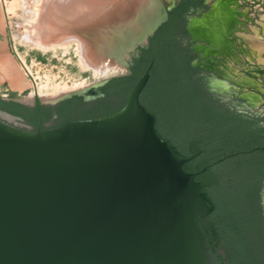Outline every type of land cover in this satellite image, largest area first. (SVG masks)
<instances>
[{
    "label": "water",
    "instance_id": "1",
    "mask_svg": "<svg viewBox=\"0 0 264 264\" xmlns=\"http://www.w3.org/2000/svg\"><path fill=\"white\" fill-rule=\"evenodd\" d=\"M167 1L164 9L151 0L144 39L128 52L146 46L167 21L175 8ZM153 65L113 117L31 133L0 110V264H221L201 227L210 206L196 178L207 169L184 171L201 153L175 155L140 102ZM107 82L48 105L97 99Z\"/></svg>",
    "mask_w": 264,
    "mask_h": 264
},
{
    "label": "trees",
    "instance_id": "2",
    "mask_svg": "<svg viewBox=\"0 0 264 264\" xmlns=\"http://www.w3.org/2000/svg\"><path fill=\"white\" fill-rule=\"evenodd\" d=\"M201 5L197 0H181L168 11L167 21L133 54L130 74L98 88L97 99L74 96L55 106L37 99L29 107L0 96V110L21 118L31 133L113 117L127 106L153 63L140 102L155 117L158 136L175 155L189 158L201 153L184 171L198 174L207 169L196 182L210 206L201 227L211 238L212 252L221 264H264V116L221 102L197 77L194 55L183 37L188 14Z\"/></svg>",
    "mask_w": 264,
    "mask_h": 264
},
{
    "label": "rangeland",
    "instance_id": "3",
    "mask_svg": "<svg viewBox=\"0 0 264 264\" xmlns=\"http://www.w3.org/2000/svg\"><path fill=\"white\" fill-rule=\"evenodd\" d=\"M1 1L5 10V20L9 42L13 50L14 48H16V51L21 56L22 60L26 63L28 69L31 70L34 75V78L29 79L22 70V73L26 76L29 81L30 89L21 96L12 95L9 98H12L22 104H33L36 102L37 99H40L43 104L48 105L58 100H61L66 96L83 92V90H90L105 81H109L113 78L130 74L125 68L117 73L111 72L107 76H97L94 70L86 69L84 67L81 57L78 54L75 46H71L70 48L56 47L55 49H50L47 51L30 46L29 44L25 43L20 37V33H25L26 31L25 21L29 20L31 17V15L27 14L26 11H24L25 8L22 7V1ZM180 1L181 0H174V5L176 6ZM197 1L199 3H202V5L197 10L191 11L188 14L186 30L189 27L191 21L201 19L203 16L210 13L220 1L227 0ZM228 1L230 3H234L231 5L232 9H236L240 12H243L244 6L245 8L251 6L250 4L246 5L245 0ZM250 1L253 2V4H255L256 2L254 0ZM260 1L264 2V0ZM159 3L164 9H167V7L169 6L167 0H159ZM47 4L48 0L46 1V5ZM227 6L230 7V5L228 4ZM46 8L47 7L45 6V11ZM146 8L143 9L139 17L137 18L136 26L133 28L135 29L133 34L129 32L130 30H132V28L128 29L129 27L120 31V33H125L126 31L128 33V39L123 43H118L120 33L115 32V30L109 31L110 26L105 24L104 21H101V23H99L100 25H98L96 22L87 24L92 29H94L93 31H95L98 36L97 42H99V45H95L96 49L100 51V55L98 56V63L105 62L116 64L121 62L120 60H123L122 63L130 64L132 60V55L136 52L134 53L133 51H128L130 50L133 44H135L136 42H140L144 39V33H141L144 29V19L147 17V15L150 16V14H147V12L152 14V3L150 0H147ZM255 10L256 9L253 8L251 11H249L254 12ZM246 11L248 10H244V12ZM145 13L146 17L144 15ZM224 17L226 18V16ZM210 21L214 22H211V26L207 27V30H204L208 32V35L211 34L212 37L215 38L216 44H218L219 46H223V31L228 26V23H225V21L221 23L220 19H218L217 16L215 17L213 14L210 16ZM146 23L153 25L155 23V19L151 18V20H147ZM198 32H201L200 28ZM60 37L61 35L59 32L56 37H48V39H46L43 44L61 42L60 39H57ZM183 42L184 46H189L190 48L199 45V43L193 41L191 35H188V33L183 37ZM252 48L257 49L258 55L264 54V47H257L255 45H252ZM217 54L220 55V52ZM207 61L209 68H212L213 70L217 71H225V73H221L222 76L218 78H211V82L208 83V86H206L207 75L197 74V77L203 80V87L208 93H210L213 97L221 100V102L227 103L231 107L236 108L240 112H246L250 115L258 117L264 116V108L263 106H260L261 104L264 105V73L258 75L255 78H250L245 72L242 71V69H247L249 65H252L251 68H257L264 71V59L260 58L257 62L251 61L249 63H237L234 61H226V63H224L222 57H217L216 59H214L213 57H209ZM223 63L225 66H223ZM213 80L224 81L227 82V84H225V87H223L222 89L221 83L214 82V84H212ZM64 87H66V89H64ZM238 96H245V98L259 96L263 100L261 99V101L259 102H253L252 100H248L251 105L255 107L251 108L247 107L246 102L240 101ZM8 126H11L15 129H24L19 126L13 125V123H8Z\"/></svg>",
    "mask_w": 264,
    "mask_h": 264
},
{
    "label": "bare ground",
    "instance_id": "4",
    "mask_svg": "<svg viewBox=\"0 0 264 264\" xmlns=\"http://www.w3.org/2000/svg\"><path fill=\"white\" fill-rule=\"evenodd\" d=\"M21 1L22 7L25 8L24 11L31 15L30 19L25 21V33H20V37L25 43L44 51L56 47L70 48L75 46L84 67L94 70L97 76L102 77L109 75L111 72L117 73L125 69L126 64L122 63L123 60L116 64L98 63L100 51L95 47V45H99V42H97L98 36L93 31L94 29L87 24L96 22L100 25L99 23L104 21L105 24L110 26L109 31L115 30V32L120 33L122 29L127 27L133 29L140 13L147 7V0H48V6L46 5L47 0ZM219 3L222 6L218 5ZM219 3L211 13L199 20L191 21V32L197 39L212 43L216 42L211 34L208 35L206 28L214 22L210 21L212 14L215 17L217 16L221 23L225 21L224 14H222L225 6L222 2ZM45 6L47 7L46 11ZM228 26H230V22ZM196 27L197 29H195ZM199 28L200 33L198 32ZM59 32L61 37L57 39H60L61 42L43 44L48 37H56ZM119 35L118 43L127 41V31ZM263 55L261 54V59H264ZM83 92L89 93L90 90H83ZM245 99L249 100V98Z\"/></svg>",
    "mask_w": 264,
    "mask_h": 264
},
{
    "label": "flooded vegetation",
    "instance_id": "5",
    "mask_svg": "<svg viewBox=\"0 0 264 264\" xmlns=\"http://www.w3.org/2000/svg\"><path fill=\"white\" fill-rule=\"evenodd\" d=\"M254 1H256L255 4H253V2L250 0H245L246 5H251L250 7L246 8L244 6V10H248L246 12H244V10L243 12H240L236 9H232L231 5L234 3H230L228 0L220 1L225 6L224 12L222 13L224 16H226V18L224 17L225 23L227 22L229 25L230 22V26H227L223 31V46H219L215 41L212 43L209 41L199 40L194 37L192 32L189 31V27L187 28L188 35H191L194 42L199 43V45L191 48L194 55L192 66L198 71V74L207 75L206 86H208V83L211 82V78H218L222 76L221 73H225L224 70L217 71L209 68L207 61L209 57H213L214 59L217 57H222L224 63H226V61L249 63L251 61L257 62L258 59H260L261 55L257 54V49L252 48V45L264 47V2L260 0ZM227 4L230 5V7L227 6ZM253 8L256 10L254 12H250ZM195 29H197V27ZM219 52L220 55L217 54ZM224 63L223 66H225ZM251 66L252 65H249L247 69H242V71L245 72L248 77L255 78L258 75L264 73L263 70L257 68L254 69L251 68ZM214 82L221 83L222 89L225 87V84H227V82L219 80H213L212 84H214ZM238 97L240 101L246 102L247 107L255 108L248 100L243 99V96ZM261 99L262 98L259 96L249 97V100H252L253 102H259ZM260 106H263L264 108V105L261 104Z\"/></svg>",
    "mask_w": 264,
    "mask_h": 264
},
{
    "label": "crops",
    "instance_id": "6",
    "mask_svg": "<svg viewBox=\"0 0 264 264\" xmlns=\"http://www.w3.org/2000/svg\"><path fill=\"white\" fill-rule=\"evenodd\" d=\"M29 89V81L22 73L8 39L5 10L0 0V96L9 100L10 96H21Z\"/></svg>",
    "mask_w": 264,
    "mask_h": 264
},
{
    "label": "built area",
    "instance_id": "7",
    "mask_svg": "<svg viewBox=\"0 0 264 264\" xmlns=\"http://www.w3.org/2000/svg\"><path fill=\"white\" fill-rule=\"evenodd\" d=\"M14 53L16 58L19 60L20 64H21V69L24 71L25 75L29 78L32 79L34 78V75L32 73L31 70L28 69V67L26 66V63L22 60L21 56L19 55V53L16 51V48H14Z\"/></svg>",
    "mask_w": 264,
    "mask_h": 264
}]
</instances>
